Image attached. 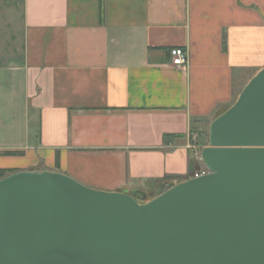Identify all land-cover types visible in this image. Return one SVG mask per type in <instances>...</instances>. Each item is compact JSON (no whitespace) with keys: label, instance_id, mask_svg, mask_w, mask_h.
I'll list each match as a JSON object with an SVG mask.
<instances>
[{"label":"crops","instance_id":"1","mask_svg":"<svg viewBox=\"0 0 264 264\" xmlns=\"http://www.w3.org/2000/svg\"><path fill=\"white\" fill-rule=\"evenodd\" d=\"M262 68L264 0H0V169L158 196Z\"/></svg>","mask_w":264,"mask_h":264},{"label":"water","instance_id":"2","mask_svg":"<svg viewBox=\"0 0 264 264\" xmlns=\"http://www.w3.org/2000/svg\"><path fill=\"white\" fill-rule=\"evenodd\" d=\"M201 157L209 173L148 201L60 171L4 176L0 264H264V68L211 122Z\"/></svg>","mask_w":264,"mask_h":264},{"label":"rangeland","instance_id":"3","mask_svg":"<svg viewBox=\"0 0 264 264\" xmlns=\"http://www.w3.org/2000/svg\"><path fill=\"white\" fill-rule=\"evenodd\" d=\"M205 135H204V138H203V144H208V136H209V132L207 133L206 131L204 132ZM203 148H197V152H198V158H197V161L198 163L195 164V167H196V175L197 174H201L202 172H205V173H208L209 169L208 167L206 166V164L204 163V161L201 159V151H202ZM195 175V176H196ZM87 185V184H85ZM87 186H90V185H87ZM90 187H93V186H90ZM157 192H152V191H147L145 194H146V199L145 201H148L154 197H156ZM144 201V202H145Z\"/></svg>","mask_w":264,"mask_h":264},{"label":"built area","instance_id":"4","mask_svg":"<svg viewBox=\"0 0 264 264\" xmlns=\"http://www.w3.org/2000/svg\"><path fill=\"white\" fill-rule=\"evenodd\" d=\"M170 53L173 57V63L175 65L182 66V65H186L189 62V51L186 48L175 47V48L171 49ZM201 159H202V157H201ZM209 172L210 171H208V173ZM202 174H207V173L202 172L201 174H197L196 176L202 175Z\"/></svg>","mask_w":264,"mask_h":264},{"label":"trees","instance_id":"5","mask_svg":"<svg viewBox=\"0 0 264 264\" xmlns=\"http://www.w3.org/2000/svg\"><path fill=\"white\" fill-rule=\"evenodd\" d=\"M6 175H7L6 170L0 169V179L3 178Z\"/></svg>","mask_w":264,"mask_h":264}]
</instances>
